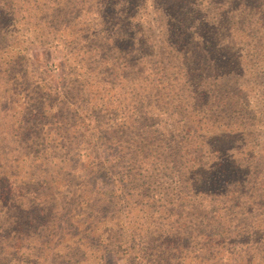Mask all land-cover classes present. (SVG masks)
Masks as SVG:
<instances>
[{"label": "rangeland", "instance_id": "374dc122", "mask_svg": "<svg viewBox=\"0 0 264 264\" xmlns=\"http://www.w3.org/2000/svg\"><path fill=\"white\" fill-rule=\"evenodd\" d=\"M197 1L206 44L198 54L199 83L188 77L185 60L191 53L172 54L167 48V22L173 20L167 0H0L1 148L10 158L19 154L13 135L18 117L39 124L40 137L34 133L36 124L29 130L31 123H26L22 152L30 151L29 162L21 155L25 167L12 170L27 176L28 200L36 195L41 207L55 198L56 209L44 220L56 225L63 244L86 247V264H152L157 245L171 248L168 261L173 264L264 262L259 235L247 245L248 240L235 239L244 227L237 218H262L264 213L263 189L253 184L264 180V0ZM222 8L234 15L230 30L218 28ZM242 19L244 31L239 30ZM217 43L229 47H218L223 50L218 54L213 51ZM17 54L23 60L11 73L24 90L7 100L11 76L5 62ZM83 73L90 83L76 86L77 74ZM196 86L206 94L197 96ZM192 118L194 129L187 132ZM179 142L185 146L184 165L198 160L210 180L202 203L185 189L194 201L186 198L182 210L196 223L189 229L191 237L183 240L170 227L132 228L135 220L128 216L129 208L136 207L137 213L145 199L128 183L129 173L152 161L176 165ZM9 162L10 169L14 165ZM217 163L228 166L225 174L212 168ZM159 168L147 208L156 218L166 211L167 200L184 190L173 169ZM213 173L218 177L211 178ZM235 180L244 191L239 203L230 201L238 189ZM194 202L208 219L194 212ZM225 205L235 210L230 235L213 221ZM30 206L33 211L35 205ZM97 223L102 226L92 228ZM179 246L190 252L175 251Z\"/></svg>", "mask_w": 264, "mask_h": 264}, {"label": "trees", "instance_id": "16d2710c", "mask_svg": "<svg viewBox=\"0 0 264 264\" xmlns=\"http://www.w3.org/2000/svg\"><path fill=\"white\" fill-rule=\"evenodd\" d=\"M198 7L199 3L197 0H167V13L169 16L173 17V20H169V22H167V48L172 54L191 53L193 58L191 57L189 60H185L186 68L188 70V77L195 79L192 81L199 83L200 80L197 79L202 76V72L197 70V63L200 59L198 54L206 48V44L201 42V31L205 27V21L201 17L202 10ZM1 12L5 13L3 7L1 8ZM233 23L234 15L228 14L226 8H222L217 20L218 28H226L227 30H230L231 28H234ZM244 23V19H242L239 24L240 31H244ZM209 25L210 24L208 22V26ZM210 29H217V26H213V28ZM227 38L229 39V35ZM142 40L144 41V39ZM145 45H147V43ZM223 46L229 47V44L223 45L222 43H217L214 45L213 51L221 54L223 50L218 51L217 49L218 47ZM114 48L118 49L117 42H115ZM11 59V61L5 62L6 70H8V76H11V79L6 81V86L9 85L8 90L11 92V94L8 95L7 100H14V93L15 95H20L24 90L21 82L18 79H15L11 73L12 70L16 69L17 64L21 63L23 56L21 54H17L14 59ZM214 70H217L216 66ZM20 74L25 76V73L23 72ZM74 83L76 86L81 85L84 87L90 83V78L87 77L85 73L77 74ZM40 90L41 87L38 86L36 92H39ZM194 93L199 96L206 94V90H198L196 86ZM97 99L101 100L99 97ZM61 108L64 109L63 102H61ZM61 108L59 106V110L62 112L61 115L64 117L66 113L63 112ZM189 121L193 124L189 125L185 129L187 132H191L194 129V123L196 122V119L192 118L191 120H188V122ZM27 122L28 124L31 123L29 130H31L33 125L36 124L34 133L40 137L41 130L38 123L32 122V118L29 117H18L14 122L16 124L14 127L15 133L13 135L16 136L15 143L17 144V149H19V154L13 158H10L8 153L2 150L1 144H3V139L0 138V264H86V247L84 248L83 244H63L62 236H57L56 225L54 223L49 224V220H44L47 217L46 213H50L56 209V204L54 203L55 198H53L52 204H49L48 201H45L42 203L41 207L36 204V195L33 196L31 200H28L26 195L27 176L21 175L20 170H12L15 168L18 169L20 167H25V165L20 164L21 155H24L22 158L23 161L29 162L30 151L27 152L24 150V152H27V154L22 152L23 143L28 141L25 139V135L23 133V129L26 130ZM179 143L182 145V150L180 152L179 158H176V161L178 162L176 165H168V162L167 164L162 165L156 161H152L151 163H143L141 168L135 173H129V177H131V179H129L128 183L134 184L133 187L137 189L138 194L145 197L142 207L137 213H134V208L136 207L131 206L129 208L128 216H133L135 220L132 224V228L135 227L138 229H144L145 227H155V229L158 231H164L170 227L169 229H171V234L174 237H179L180 240L191 237V232H189V229H192L193 227L191 225L196 222L194 221L193 215H191L189 212L185 213L182 209L184 208L186 198L194 201L192 196H189L190 193L195 194L194 198L199 196L201 203L205 201V199L207 200L206 195L208 194V189L205 188V186L210 183V180H208L209 178L206 176L207 169L199 166L198 160L193 161L189 166L184 165L187 163L185 159V152L182 153L185 146L182 144V142ZM30 145L36 152L34 145ZM181 147L176 146L175 150H180ZM175 150L172 151L171 155L174 156ZM177 156L178 155H176V157ZM10 160L13 161V165L15 167L13 166L9 169L8 166L10 165ZM37 166L40 168L39 165ZM159 166H162L167 170L173 169L172 173H176L175 175L177 176L179 187L183 188L184 190L172 200H167L166 198L167 209L162 214H160L158 218H156L152 212H148L147 208H150L151 203L149 193L150 191L154 190L152 186L157 182L156 180L152 179L157 177L155 171L160 170ZM29 167L32 168L33 165H30ZM227 167L228 166L223 163H217L212 168L225 174L227 172ZM216 176L218 177V174L213 173L210 175V177L213 179ZM234 182H236L238 189L235 190V195L230 197V201L239 203V200H241L242 194L244 192L240 189L242 188V182L240 180H235ZM253 184L254 186H257L258 189H263L264 194V180H257ZM196 186L200 187L196 188ZM187 188L190 190V193H185V189ZM154 195L159 194L155 191ZM159 199H164V196L159 195ZM31 203L35 205V209L33 211H31ZM195 204L196 203L194 202V212H200V216L203 221L208 219L207 211H205L204 208H194ZM223 210V213L217 212L213 216L215 218L213 221L218 223V228L221 229V231H225L227 235H230L234 223L230 217H235V210H231V208L227 205L223 207ZM250 212H253V210H250ZM183 214H185V216H183ZM260 217L262 218H237L236 220L238 222L242 221L241 225L244 227L237 230V236L235 239L238 242L248 240L249 242L246 243L247 245L251 243L255 236L259 235L260 241L256 243L261 244L260 248H263L264 213L263 216ZM160 218L161 220L167 219V224H165L166 222H159L158 219ZM257 221L260 224H255L258 223ZM100 226H102V224L98 225L97 223V225H94L92 228ZM234 228L236 229V227ZM52 234H55L56 236L52 238ZM104 235L107 234L104 233ZM105 237L106 239H109V235ZM81 239L83 238L81 237ZM239 245H242L243 247V244ZM160 247L161 245H157L156 247L152 248L154 249L153 253H151L153 256L152 264H173L169 263L168 261L169 257L173 255L171 248H166L164 246V248L161 249ZM173 248L175 251H179L180 253H182L181 250L183 249L190 252V250H187L182 246H179V248ZM144 249L147 248L145 247ZM251 260L252 258H248L246 262H239V260H237L235 261V264H248L251 262ZM180 264L187 263L184 260H181Z\"/></svg>", "mask_w": 264, "mask_h": 264}]
</instances>
